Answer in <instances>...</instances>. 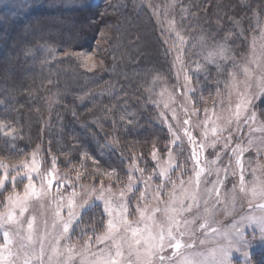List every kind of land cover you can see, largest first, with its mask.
Masks as SVG:
<instances>
[{"label": "snow or ice", "instance_id": "snow-or-ice-1", "mask_svg": "<svg viewBox=\"0 0 264 264\" xmlns=\"http://www.w3.org/2000/svg\"><path fill=\"white\" fill-rule=\"evenodd\" d=\"M62 2L67 5L78 3L79 0ZM246 2L241 0L242 4ZM178 4L181 13H187L191 7L185 8L180 0H170L164 9L163 19L159 5L153 7L149 3L148 7L152 8V14L160 27L169 34H175L169 48L176 52L175 62L183 70V49L188 38L181 34L182 29L176 27L174 10ZM31 7L29 0H0V22L6 25L8 20H12L14 23L16 17ZM169 11L173 13L171 17ZM253 15L256 17V27L260 29L259 48L257 37L253 36L248 58L243 63L236 59L227 44L228 38L232 36L230 31L224 42L216 41L211 47L203 36L198 38L201 51L206 50L204 59L215 64L218 73L224 72V66L219 61H232L227 72L228 79L224 81L228 99L219 114L214 109L204 108L203 119L192 123L191 117L201 109L195 106V101L189 95L197 90L192 86V77L187 72L184 73V103L179 105L187 117L182 125L177 120V109L170 107L176 99L167 87L161 89L159 100H152L149 96V101L157 107L162 103L176 121V127H173L164 112L160 113L171 137L165 145L166 160L159 159L158 150L153 144L151 156L156 167L146 171L133 156L127 168V183L120 186L115 168L101 170L99 160L87 151L82 153L93 165V172L88 178L94 179L96 175L107 177L117 183V190L113 189L111 182L105 185L103 179L96 185L81 183V176L84 175L81 171L76 172L75 182L66 175H57L55 157L52 158L51 169L45 172L40 171L35 152L31 154L30 162L22 159L10 166L0 160V191L6 192L4 201L0 202V232L3 233L0 264H237L233 253L242 257L241 264H264L251 253V249L256 246L264 247V175L256 176L257 169H252L253 179L246 180L247 165L251 163V158L245 160V153L250 151H254L257 157L264 156V120L259 118L257 112L258 102L264 100V17L255 9ZM230 19L240 29L239 36L247 39L241 22ZM105 35L101 32V36ZM27 51L31 54V49ZM47 51L55 52V49L48 48ZM66 55L81 61L89 71L103 65L102 59L95 58V52H67ZM162 80L163 77L157 75L153 84ZM147 91L151 93L152 89ZM216 95H221L219 87ZM220 104L225 105V101L221 100ZM225 112L227 115L223 114ZM245 127L248 129L246 143L240 135ZM195 129L200 130L199 136L193 135ZM0 133L9 138L10 146L19 137L17 129L3 120H0ZM253 133L261 135L254 136ZM185 141L190 146L187 159L192 162V174L187 180L177 174L185 173L186 169L183 164L177 163V154L173 151L174 148L178 152L182 151ZM112 147L111 143L102 145L101 154L104 149L111 150ZM208 149H212L210 156L205 155ZM81 167H84L83 161ZM258 168L264 172V165L258 164ZM34 175L37 177L35 180ZM213 175L215 179L209 181ZM21 176L26 177V182L23 179L18 181ZM229 176L238 177L228 190L233 208L239 193L247 198L250 208L257 207L261 211L259 214L241 216L226 230L209 228L213 222V210L223 200L221 190L226 187L225 181ZM55 181L59 182L53 190ZM6 183H10V191L6 189ZM17 183L22 185V190H17ZM65 184L69 185L70 190L65 189ZM44 201H48L52 213L51 224L45 218ZM97 202L106 218L104 231L98 232L92 228V234L89 235L81 227L82 214L95 209ZM34 203L41 208L39 219L34 211H30ZM130 215L136 216V219H130ZM253 225L255 229L246 235L245 228ZM74 226L80 229L81 237H87L82 247L72 242ZM209 230L213 234L212 246L196 250L198 232L207 233ZM198 243L200 246L208 244L207 235L199 239Z\"/></svg>", "mask_w": 264, "mask_h": 264}, {"label": "trees", "instance_id": "trees-1", "mask_svg": "<svg viewBox=\"0 0 264 264\" xmlns=\"http://www.w3.org/2000/svg\"><path fill=\"white\" fill-rule=\"evenodd\" d=\"M183 1L191 5L194 23L211 45L224 41L230 31L228 46L237 60L243 58L254 29L253 10L264 17V0H247L245 4L241 0ZM230 18L241 22L247 39L239 36L240 29ZM153 19L145 8L124 17L101 0L79 9L33 11L0 26V120L19 133V139L11 142L13 146L0 133V160L7 163L41 150L44 156L55 157L58 167L70 166V175L85 169L90 174L92 161L82 156L87 151L99 160L101 170L115 168L119 173V163L123 164L127 153L129 164L132 154L144 155L153 149L152 143L161 141L162 135L153 133L155 110L149 107L145 93L157 75L171 83L173 69L162 31ZM27 25H32L31 33L21 37ZM56 32L58 36L53 34ZM66 34L70 37L64 38ZM40 45L63 53L95 52L103 65L89 71L70 57L50 65L43 60L32 64L27 50L31 49L32 55ZM132 54L136 58L131 61ZM31 64L35 70L28 68ZM131 114H136V119ZM106 143L113 147L101 154ZM104 178L96 175L91 182L103 179L106 183Z\"/></svg>", "mask_w": 264, "mask_h": 264}, {"label": "rangeland", "instance_id": "rangeland-1", "mask_svg": "<svg viewBox=\"0 0 264 264\" xmlns=\"http://www.w3.org/2000/svg\"><path fill=\"white\" fill-rule=\"evenodd\" d=\"M98 1H101V0H79L78 3L66 5L64 2H62V0H29V2L32 4L31 9L25 13H22L20 16L16 17L15 19L21 18L23 16H27L28 14H31L33 11H41V10L42 11H45V10L52 11L56 9L58 10L59 9H64V10L79 9V8H84V7H88L90 5L96 4L98 3ZM102 1H104L107 5L112 4V6H114L116 9L120 10L121 13L124 14V17L125 16L128 17L129 15H131V13L135 14L139 10L145 8L150 11L151 15L154 18L153 20L155 21V24L162 31L163 37L165 39L163 40L162 38L164 50L166 52V55L172 60L173 69H172L171 78H170L171 83H169L168 80H165V78H163L162 81H156V83L153 84V79H154L153 78L147 86V89L151 88L152 91L150 93L146 89L145 96L147 97V103L149 107L151 108L154 107V110H155V118H153L154 123H152V127H153L152 129L154 131L153 132L154 135L159 134V133L162 135V140L159 142L162 143L163 145V146H160V148L156 146L155 147L158 150L157 154H158L159 159L161 161H164L167 158L165 145L168 143L171 137L168 131L167 123L164 122L163 117H161L160 113L162 111L164 112V115L168 117V123L173 124V127H176V121L172 119V113L169 110L163 108L162 103L160 104L159 107H157L156 104L149 101L148 99L149 96L151 95L152 100H159L160 99L159 93L161 89L163 87H167L168 91L171 92L175 96V99H176V102L173 104H170V107H175L177 109V112H176L177 120H179L182 125L183 120L187 117L184 115V112L180 108L179 105L184 103V98H183V93L185 92V89L183 87L184 73L187 72V74L192 77V81H191L192 86L197 90L196 92L189 93V95L195 101V106L201 109L199 113L191 117L192 123H195L198 119L199 120L203 119L204 117L203 109L204 108H208L210 110L214 109L219 114L220 108L222 106H226V102L228 99L227 92L225 90L224 81L228 79L227 72L231 68L232 61L229 60L227 63H225L223 60L219 61L220 64L224 66V72L218 73L216 65L212 63H208L204 59L206 50L202 52L201 45L197 42L198 38L202 36L201 34L202 32L199 30V28L194 23L195 20L191 12L188 11L187 13H181L179 4L176 6L174 10L175 18L177 21L176 27L178 30L182 29L181 34L188 38L187 45L183 49V70H181V65L175 62L176 52L171 51L169 48V45L171 44L172 40L175 39V34L174 33L169 34L166 31H164L160 27V24L157 23V18L152 14V8L148 7L149 3H151L153 7H155L156 5H159L160 11H161V19H163L164 9L170 3V0H102ZM180 2L185 8H188V6L184 3L183 0H180ZM172 14H173L172 11H169V17H171ZM182 15L184 16L183 20H181ZM11 21L12 20H8V24ZM0 26H5V24L3 22H0ZM165 27H166V24H165ZM259 32H260V29L256 27V19H255L254 29L246 41V43L248 44L246 54L243 56V58L238 60L239 62L243 63L248 58L249 45H250V42L253 36L257 37V47L259 48V43H260ZM29 33H31L30 28H26L24 31L21 32V37L23 36L26 37ZM53 34L58 36L59 32H56ZM69 37H70L69 34L64 35V38H69ZM166 40H168V43H165ZM221 42H224V41H221ZM194 43L196 44L195 47L192 46ZM214 43L212 44L214 45ZM207 44L209 47L212 46L208 41H207ZM48 48L55 49V52L47 51ZM143 51L144 49L141 50V53ZM28 55L31 56L29 57V59L32 62V64L38 63L43 60V62L46 63L47 65H50L51 62L60 61L64 58L69 57L68 55H66V53H63L59 49H56L54 47L47 46V45H40V46L34 47L33 54L32 55L28 54ZM135 58H136V55L132 54L130 60L131 61L135 60ZM7 59L10 61H13V58L10 55L7 56ZM132 63H135V61H133ZM32 64L29 65L28 68H33V70H35L36 67H33ZM197 65H202L203 67L198 68ZM218 80L220 81L219 84L217 83ZM218 87L221 93L220 96L216 95V90ZM221 100L225 101V105L220 104ZM233 100H235V97H233ZM257 112H258L259 118L261 120H264V100H262L261 102H258ZM133 113H136V112H133ZM223 114L227 115L226 112ZM131 117L132 119H136L137 116L136 114H131ZM1 134L5 139L9 140V138L5 137L3 133ZM180 134L183 139L182 132ZM199 134H200L199 129H195L193 131V135L199 136ZM240 135L241 137H243L244 142L246 143L247 137H248L247 127L244 128V130L241 132ZM253 135L260 136L261 134L253 133ZM18 139L19 137L15 141H17ZM234 141H235V137H234ZM159 142H154V143L158 144ZM152 150L153 149L151 147L150 151L148 153H145L144 155L132 154L131 158L135 156L136 163H138L141 167H144L146 171H149L156 167V162L152 159V156H151ZM173 151L175 154H177V163L183 164L184 168L186 169L185 173L183 174L177 173V174L183 175V178L187 180L188 176L192 174L191 173L192 162L191 160L187 159V156L190 153V146L185 141L182 151L178 152L177 149L175 148L173 149ZM35 153H36L37 160L40 162V171L45 172L51 169L52 156L51 155L49 157L44 156L41 150H38ZM211 153H212V149H208L205 155L210 156ZM127 157H128V153L126 155L125 161H123V164L121 165L119 163L121 172L117 174L120 178V186H123V184L127 183V168H128V163L126 162ZM31 158H32L31 155L24 156V157L19 156L17 160L9 161L6 164L10 166L15 165V164H18L22 159H27L30 162ZM249 158H251V163L247 165L246 180L250 181L253 179L252 169H257L256 174H255L256 176L264 175V172H262L258 168V164L264 165V156L257 157L254 151H250L248 153H245V160L248 161ZM56 167H57V175L59 176L66 175L68 178L72 179L75 182V175L78 170H76V172L72 171L73 174L70 175L68 174L69 171H71L69 168L70 166L64 168V166L61 165L62 167L61 168L56 165ZM122 168H123V171H122ZM81 172L84 173V175L81 176V180H80L81 183L92 184V185H96L99 183V181L97 180H96L97 182L95 183L94 181L91 182V180L88 178L89 174L87 173V171L81 170ZM0 175H2V170H0ZM33 178L34 180L37 179L35 175ZM20 179H23L24 182H26V177H23V176L18 177V181ZM214 179H215V175L209 177V181L214 180ZM104 180L107 181L106 183H104L105 185H108L111 182L113 189L117 190L118 185L115 181H110L107 177H105ZM237 180H238V177L229 176L228 179L225 181L226 187L221 190L223 200L221 203L216 204L215 209L213 210L214 211V214L212 217L213 222L210 224L209 228L217 227L221 230H226V229H229L233 223L238 221L241 216L250 214V213H253V214L260 213L261 210L259 208L257 207L250 208L247 203V198L239 193L237 194V201H236L235 207L233 208L232 203H231V193L228 190L231 189L232 183ZM58 182L59 181L54 182L53 190H55L56 184ZM177 183H179V181H177ZM5 187L8 191L11 190L10 183H6ZM64 187L65 189L70 190L69 185L65 184ZM137 187L139 188L141 187V185H137ZM17 190H22V185L20 183H17ZM5 195H6V192L0 191V202L4 201ZM97 204L98 206L95 209H93L90 212L82 214L83 224L81 225V227L84 229V231L88 232L89 235L92 234L91 233L92 228L97 229L98 232L104 231V223H105L106 218L104 216L102 207L99 206V202H97ZM44 205H45V208H44L45 218L48 220L49 224H51L52 213H51V210L48 208V201H44ZM201 208H203V203L201 204ZM30 211H34L39 219L40 213H41V208L39 204L34 203L33 209H30ZM229 211H231V214H228ZM129 218L132 220H135L136 216L130 215ZM197 223H200V221H198ZM254 229H255L254 225L246 227L245 228L246 235L251 233ZM205 235H207L209 243L206 245L200 246L198 241L199 239L205 238ZM2 236H3V233L0 232V242H2ZM86 239L87 237H81L80 229L75 228L72 242L76 244L77 247H82L85 244ZM212 240H213V234L210 232V230L207 233L203 231L198 232L196 250H204L206 248L211 247ZM99 247H103V245H100ZM251 253L256 260L264 261V247L256 246L251 249ZM233 259L237 262V264H241L242 257L239 254L233 253Z\"/></svg>", "mask_w": 264, "mask_h": 264}]
</instances>
